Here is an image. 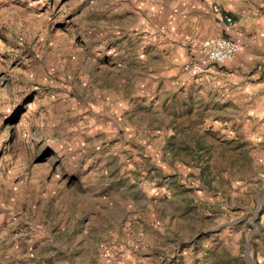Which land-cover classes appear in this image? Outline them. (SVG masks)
I'll use <instances>...</instances> for the list:
<instances>
[{"label": "rangeland", "instance_id": "rangeland-1", "mask_svg": "<svg viewBox=\"0 0 264 264\" xmlns=\"http://www.w3.org/2000/svg\"><path fill=\"white\" fill-rule=\"evenodd\" d=\"M163 1L0 0V264H264V116Z\"/></svg>", "mask_w": 264, "mask_h": 264}, {"label": "crops", "instance_id": "crops-1", "mask_svg": "<svg viewBox=\"0 0 264 264\" xmlns=\"http://www.w3.org/2000/svg\"><path fill=\"white\" fill-rule=\"evenodd\" d=\"M157 8L161 20L173 32L167 37L173 51L187 53L185 42L194 36H226L240 45L236 57L213 76L222 77L238 93L255 96L254 113L260 110L264 116V0H168ZM228 16L233 19L232 25L225 21ZM250 65L255 69L245 75Z\"/></svg>", "mask_w": 264, "mask_h": 264}, {"label": "built area", "instance_id": "built-area-1", "mask_svg": "<svg viewBox=\"0 0 264 264\" xmlns=\"http://www.w3.org/2000/svg\"><path fill=\"white\" fill-rule=\"evenodd\" d=\"M227 24L232 25L233 19L225 18ZM164 36H172L168 27H163ZM188 48V59L182 65L185 76L193 83L201 81L207 75L216 74L217 70L226 62L233 60L240 51V45L231 37H190L185 42Z\"/></svg>", "mask_w": 264, "mask_h": 264}]
</instances>
